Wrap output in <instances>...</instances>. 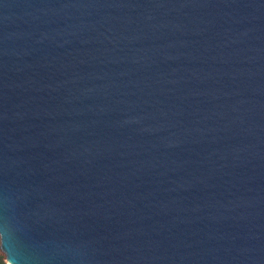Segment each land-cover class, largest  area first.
Masks as SVG:
<instances>
[{
  "label": "water",
  "instance_id": "95a60500",
  "mask_svg": "<svg viewBox=\"0 0 264 264\" xmlns=\"http://www.w3.org/2000/svg\"><path fill=\"white\" fill-rule=\"evenodd\" d=\"M0 227L17 264H264V0H0Z\"/></svg>",
  "mask_w": 264,
  "mask_h": 264
},
{
  "label": "clouds",
  "instance_id": "9594fccd",
  "mask_svg": "<svg viewBox=\"0 0 264 264\" xmlns=\"http://www.w3.org/2000/svg\"><path fill=\"white\" fill-rule=\"evenodd\" d=\"M0 240H2L3 248L8 254L9 260L12 262V264H17L14 256H13V236L12 233H10L7 229L4 227H0Z\"/></svg>",
  "mask_w": 264,
  "mask_h": 264
},
{
  "label": "trees",
  "instance_id": "16d2710c",
  "mask_svg": "<svg viewBox=\"0 0 264 264\" xmlns=\"http://www.w3.org/2000/svg\"><path fill=\"white\" fill-rule=\"evenodd\" d=\"M0 264H7L5 261H4V256L3 254L0 252Z\"/></svg>",
  "mask_w": 264,
  "mask_h": 264
}]
</instances>
